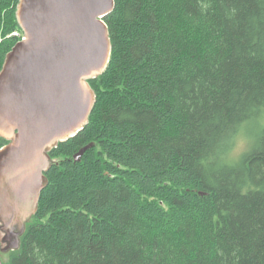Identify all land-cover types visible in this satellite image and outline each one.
Instances as JSON below:
<instances>
[{
  "label": "trees",
  "instance_id": "trees-1",
  "mask_svg": "<svg viewBox=\"0 0 264 264\" xmlns=\"http://www.w3.org/2000/svg\"><path fill=\"white\" fill-rule=\"evenodd\" d=\"M19 1L0 0V71ZM114 3L94 108L6 264H264V0Z\"/></svg>",
  "mask_w": 264,
  "mask_h": 264
},
{
  "label": "water",
  "instance_id": "water-1",
  "mask_svg": "<svg viewBox=\"0 0 264 264\" xmlns=\"http://www.w3.org/2000/svg\"><path fill=\"white\" fill-rule=\"evenodd\" d=\"M114 8V0L18 3L23 38L7 53L0 71V138L8 142L0 149V229L18 231L11 245L0 239V254L19 248L18 236L36 213L52 165L48 154L88 122L95 104L89 81L109 64L104 18ZM91 147L73 161L80 162Z\"/></svg>",
  "mask_w": 264,
  "mask_h": 264
},
{
  "label": "rangeland",
  "instance_id": "rangeland-1",
  "mask_svg": "<svg viewBox=\"0 0 264 264\" xmlns=\"http://www.w3.org/2000/svg\"><path fill=\"white\" fill-rule=\"evenodd\" d=\"M14 35L18 37V34L17 33L14 34ZM259 127L260 126L257 124L256 126L255 125H252L249 128L245 129V131L243 133V137H248L249 139H251L255 134H257V132L259 130L258 129ZM0 237H1V235H0ZM9 254L10 253H4V254L1 253L0 254V260H1V263L2 264L8 263V261H9Z\"/></svg>",
  "mask_w": 264,
  "mask_h": 264
},
{
  "label": "flooded vegetation",
  "instance_id": "flooded-vegetation-1",
  "mask_svg": "<svg viewBox=\"0 0 264 264\" xmlns=\"http://www.w3.org/2000/svg\"><path fill=\"white\" fill-rule=\"evenodd\" d=\"M27 224H26V226H27ZM3 225L4 224L0 222V227L3 226ZM11 229H9V227L8 228H5V229H0V235H1L0 239H3L4 238V242H3L4 245H7V244L8 245L9 244L11 245V244H13L14 238H16L15 235L13 234V232H16L17 233L18 230L11 231ZM24 233H25V231H24ZM24 233L22 234V236L24 235ZM22 236H18V238L21 240V237ZM4 247L5 246H3V248Z\"/></svg>",
  "mask_w": 264,
  "mask_h": 264
},
{
  "label": "clouds",
  "instance_id": "clouds-1",
  "mask_svg": "<svg viewBox=\"0 0 264 264\" xmlns=\"http://www.w3.org/2000/svg\"><path fill=\"white\" fill-rule=\"evenodd\" d=\"M248 148V141L244 138H241L237 141L234 152L243 153Z\"/></svg>",
  "mask_w": 264,
  "mask_h": 264
}]
</instances>
